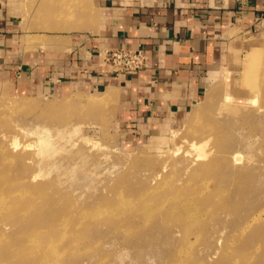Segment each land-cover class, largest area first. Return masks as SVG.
<instances>
[{
	"label": "rangeland",
	"instance_id": "1",
	"mask_svg": "<svg viewBox=\"0 0 264 264\" xmlns=\"http://www.w3.org/2000/svg\"><path fill=\"white\" fill-rule=\"evenodd\" d=\"M90 3L0 0L21 28L0 64V198L17 215L0 264H264V26L191 109L128 133L114 91L20 85L21 53L61 56Z\"/></svg>",
	"mask_w": 264,
	"mask_h": 264
},
{
	"label": "crops",
	"instance_id": "2",
	"mask_svg": "<svg viewBox=\"0 0 264 264\" xmlns=\"http://www.w3.org/2000/svg\"><path fill=\"white\" fill-rule=\"evenodd\" d=\"M90 4L92 15L83 29L65 38L61 56L50 52L46 60L39 48L33 54L21 53L20 85L31 92L48 78L93 92L114 91L113 109L128 133L159 129L171 114L191 109L210 86L227 72L237 71L244 51L264 26V0H91ZM19 27L0 5V64L17 44L12 41ZM138 46L144 50L146 65L137 73L116 76L100 66L99 50Z\"/></svg>",
	"mask_w": 264,
	"mask_h": 264
},
{
	"label": "built area",
	"instance_id": "3",
	"mask_svg": "<svg viewBox=\"0 0 264 264\" xmlns=\"http://www.w3.org/2000/svg\"><path fill=\"white\" fill-rule=\"evenodd\" d=\"M100 66L112 75L135 74L145 67V53L141 47H118L99 50Z\"/></svg>",
	"mask_w": 264,
	"mask_h": 264
},
{
	"label": "bare ground",
	"instance_id": "4",
	"mask_svg": "<svg viewBox=\"0 0 264 264\" xmlns=\"http://www.w3.org/2000/svg\"><path fill=\"white\" fill-rule=\"evenodd\" d=\"M190 146L193 147V148H196V147H197V144H196L195 142H190ZM0 148H1V147H0ZM209 155H210V154L205 153V154H203V158H204V157H208ZM2 157H3V160H2L1 163L4 164V165L2 166V169H3V168L5 167L7 161L12 159V155L9 154V152L5 151V152L3 153V155H2ZM235 158L239 159L240 157L237 156V154H235ZM0 168H1V166H0ZM2 179L5 180L6 178H2ZM5 181H6V180H5ZM0 188H1V187H0ZM5 209H6V210H5ZM7 209H9L8 206H6L5 204H3V201H2L1 198H0V219H1V218H6V217H8V216L3 217V215H6L7 213H10V212H7ZM10 217H14V218H16V217H17L16 212H12V215H11ZM10 217H8V218H10Z\"/></svg>",
	"mask_w": 264,
	"mask_h": 264
}]
</instances>
